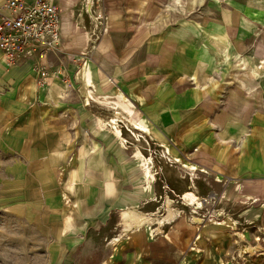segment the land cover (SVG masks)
<instances>
[{
  "label": "rangeland",
  "instance_id": "1",
  "mask_svg": "<svg viewBox=\"0 0 264 264\" xmlns=\"http://www.w3.org/2000/svg\"><path fill=\"white\" fill-rule=\"evenodd\" d=\"M87 1L83 2L85 9ZM87 10L88 15H100L104 23L97 44L107 35L106 21L115 10L125 13L133 30L154 26L167 12L162 23L190 25L197 40L181 52V58L194 57L197 64L182 88L200 91L204 86L203 91L218 98L220 93L250 91L254 85L248 79L256 76V118L260 116L264 123V57L259 46L264 40V0H89ZM219 28L235 32L237 39L225 57L224 46L212 35ZM203 80L207 83L202 84ZM122 97L123 102L118 99L112 106L100 105V124L94 131L70 126L63 133L70 163L64 165L63 173L67 167L80 173L82 160L85 175H30L29 180L16 183L0 175V264H95L110 243L119 242L129 231L123 224L124 210L155 218L149 227L156 233L168 223L161 225L158 218L168 215L171 208L176 214L173 220L225 226L233 247L227 264H264V201L256 199L238 207L237 197L228 191L235 177L201 166L191 135L144 129L143 124H151L153 118ZM218 102L213 100L214 107ZM115 116L123 137L109 122ZM76 118L79 123L82 116ZM133 131L141 134L140 139ZM260 133L263 162L264 131ZM214 141L210 132L199 139L209 147ZM146 158L152 160L151 175L145 169ZM231 189L236 192L235 187ZM188 192L196 200L186 198ZM246 207H255L256 213L242 219Z\"/></svg>",
  "mask_w": 264,
  "mask_h": 264
},
{
  "label": "crops",
  "instance_id": "2",
  "mask_svg": "<svg viewBox=\"0 0 264 264\" xmlns=\"http://www.w3.org/2000/svg\"><path fill=\"white\" fill-rule=\"evenodd\" d=\"M55 2L62 13V47L45 59L49 77L43 85L33 60L8 67L0 49V175L12 177L14 183L29 180L30 175H85L82 160L80 173L68 167L63 173L64 165L70 164L63 133L70 126L94 131L100 124V105L112 106L124 95L153 118L151 124H143L144 129L171 131L174 136L186 132L196 141L201 166L234 176L236 182L228 191L237 197L238 207L264 201V159L260 158L264 123L256 118V76L248 79L254 85L248 92L243 88L217 98L203 91L204 86L187 91L182 85L189 83L197 64L194 57L181 58V52L197 40L190 25L162 23L167 12L152 22L154 26L133 30L125 13L115 10L106 21L107 35L97 44L104 25L100 15H88L84 0ZM2 5L0 0V9ZM212 35L224 46L222 56H227L237 40L235 32L219 28ZM259 46L264 57L263 39ZM207 132L216 142L212 147L199 143ZM254 213L255 207H246L240 217L248 219ZM159 228L156 233L146 224L125 228L129 231L119 242L110 243L95 264L228 263L233 247L229 230L221 223L196 224L178 218Z\"/></svg>",
  "mask_w": 264,
  "mask_h": 264
},
{
  "label": "built area",
  "instance_id": "3",
  "mask_svg": "<svg viewBox=\"0 0 264 264\" xmlns=\"http://www.w3.org/2000/svg\"><path fill=\"white\" fill-rule=\"evenodd\" d=\"M88 5L89 0L86 12ZM62 25L61 9L55 0H3L0 49L5 64L12 67L22 60H33L39 83L43 85L49 77L45 59L62 47Z\"/></svg>",
  "mask_w": 264,
  "mask_h": 264
},
{
  "label": "bare ground",
  "instance_id": "4",
  "mask_svg": "<svg viewBox=\"0 0 264 264\" xmlns=\"http://www.w3.org/2000/svg\"><path fill=\"white\" fill-rule=\"evenodd\" d=\"M117 116L113 117L109 122L111 123V125L113 126V128L115 129V132L118 134V135H121L123 137V132H122V129H121V126L118 124V120H117ZM140 127V126H139ZM141 128V127H140ZM131 130V129H130ZM135 137L138 139H140V135L135 131H133ZM133 137V135H132ZM125 139V138H124ZM145 139V141H147L149 143V141L147 140V138H143ZM123 140V139H122ZM126 140V139H125ZM145 142V143H147ZM139 143V142H138ZM143 145V144H142ZM144 146V145H143ZM142 146V147H143ZM149 146V145H148ZM151 159H147L146 158V171L149 175H151ZM147 174V175H148ZM151 177V176H150ZM152 179V178H151ZM186 198H188L190 201H194L196 200V197H195V194L193 192H188L186 195H185ZM200 203V202H199ZM141 212H138L136 210H128V211H125L123 213V216H124V227L125 228H130L132 229V226L135 225V224H146L148 226L150 225H153L154 221L156 220L155 218L153 217H150L148 215H145L144 213L140 214ZM175 211L174 209H169V213L168 215H166L165 217L163 218H158V223L163 225V223L165 222H171L173 220V218L175 217L176 214H174ZM137 226V225H136ZM134 228V227H133ZM155 230V229H154Z\"/></svg>",
  "mask_w": 264,
  "mask_h": 264
}]
</instances>
